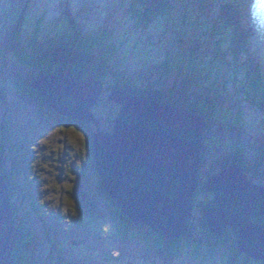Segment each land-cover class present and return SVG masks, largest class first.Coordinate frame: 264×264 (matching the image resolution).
<instances>
[{
  "label": "rangeland",
  "instance_id": "rangeland-1",
  "mask_svg": "<svg viewBox=\"0 0 264 264\" xmlns=\"http://www.w3.org/2000/svg\"><path fill=\"white\" fill-rule=\"evenodd\" d=\"M25 1L0 0V171L9 177L14 173L16 179L25 178L28 182L25 187L15 188L12 202L17 210V222L35 232L41 240L39 255L46 260L43 264H53L46 258L50 255L48 237H53L55 230L60 232L57 238L61 239L66 264H263L236 253V237L232 231H228L218 252L209 249L208 243L212 240L204 229L201 209L209 196L202 189L198 191L189 220L188 231L193 243L186 246L179 257L168 254L166 261L158 256L157 236L144 225L134 224L126 233L119 227L111 203L99 190L101 179L88 155L95 128L75 131L49 108L30 101L19 87L20 83L38 76L9 50V41ZM29 1L26 17L41 18L47 29L68 20L83 34L97 35L106 28L118 27L120 66L135 78L148 65L162 66L167 61V73L162 75L158 70L148 79L158 89H165L184 80L181 79L188 71V44L197 36L204 13L209 11V15L217 0H203L205 3L201 4L199 0H173L171 19H160L146 30L135 25L131 10L135 0ZM239 2L248 33L245 45L264 66V0ZM202 8L207 10L202 13ZM104 82L105 85L111 83L109 79ZM229 90L235 93L232 85ZM108 96L109 93L104 92L93 110L105 132L112 130L113 119L121 109L110 102ZM239 110L244 118L240 126L241 153L247 169L250 168L251 178L264 187V118L244 101ZM215 131L212 127L205 132L202 182L217 172L227 159L233 160L240 154L234 147L238 139L223 137ZM3 143H8V147L2 146ZM21 147L25 152L23 156L19 152ZM0 175L3 174L0 172ZM79 187L87 199L76 195ZM32 203L39 209L34 210ZM40 218L49 224L47 229Z\"/></svg>",
  "mask_w": 264,
  "mask_h": 264
},
{
  "label": "water",
  "instance_id": "water-1",
  "mask_svg": "<svg viewBox=\"0 0 264 264\" xmlns=\"http://www.w3.org/2000/svg\"><path fill=\"white\" fill-rule=\"evenodd\" d=\"M44 106L59 117L95 128V171L114 205L133 224L164 241L189 228L198 191L209 196L202 210L211 235L236 233L237 249L264 262V187L239 164H228L202 182L207 116L192 99L167 90L139 88L97 79L89 70L55 66L32 84ZM121 107L105 132L93 110L101 95ZM62 144V142H59ZM76 195L87 199L79 187ZM10 187L0 175V264H18Z\"/></svg>",
  "mask_w": 264,
  "mask_h": 264
},
{
  "label": "trees",
  "instance_id": "trees-1",
  "mask_svg": "<svg viewBox=\"0 0 264 264\" xmlns=\"http://www.w3.org/2000/svg\"><path fill=\"white\" fill-rule=\"evenodd\" d=\"M201 3H205V1L199 0L198 4ZM24 4L25 6L22 7L17 20V26L14 28L9 41V50L22 65L38 73L37 78H30L19 84L22 93L29 97L30 101H35L38 105L44 106L37 93L33 91L32 84L39 76L48 74L55 66L89 70L103 82L109 79L111 83L129 84L152 90H167L170 93L188 97L199 105L206 114L209 131L213 127L215 132L223 137L231 136L232 139H238L234 147L240 154L237 153L239 155L233 160L227 159L223 162L224 164L222 163V166L239 164L245 173L252 177V174H249L250 168L247 169L245 157L241 153L240 137L242 131L240 126L244 123V118L243 112L239 110V105L244 101L252 108L257 109L264 118V66L250 54L245 45L248 33L245 25H243L242 19L244 18L239 0H217L210 14L208 15L209 11L204 13L202 24L197 30V36H193L188 44L186 53L188 71L181 79L184 80L180 81L178 85L165 89H158L148 79L153 78L154 73H157L158 70V73L162 75L167 73V61L163 62L162 66L159 64L148 65L145 71L138 72V76L135 78L127 74L126 68L120 66L118 63V54L120 53L117 37L118 27L106 28L97 35L83 34L80 33L74 22L68 20L47 29L41 18L34 17L30 20L29 17H26L25 13L29 9L30 1L26 0ZM133 7L131 10L135 15V25L143 30L149 29L151 24L160 19H171L174 9L173 0H135ZM203 8L202 13L207 10H203ZM230 85L235 89V93L229 90ZM225 112L229 115L226 116ZM52 113L54 112L52 111ZM60 119L78 132H86L87 128L91 126L76 120H68L62 117ZM7 145L8 143H3L2 146L6 147ZM89 145L88 155L94 162L92 137H90ZM19 152L22 156L24 155L23 147L19 148ZM10 165L14 167L11 162ZM202 171L203 169L201 173ZM0 172L10 187L12 201L15 188L18 186L19 189L20 186L25 187L28 182L25 178L16 179L14 173L12 177H9L2 170ZM99 190L111 203L112 214L118 220L119 227L125 233L130 231L134 224L114 205L101 183ZM205 204L206 201L201 204L202 210ZM32 206L34 210L39 209V206L34 203ZM12 207L14 225L26 235L25 242L16 243L14 258L18 264L45 263L44 257L39 255L41 240L35 232L29 228H24L17 222V210L13 202ZM40 219L47 229L49 224L44 222L43 218ZM259 222L264 223V218ZM203 226L214 242L212 245L213 252H218L225 243L228 234L222 237L211 235L206 227L204 217ZM54 234L53 237H48L50 255L46 259L48 263L66 264L65 256L62 254L63 249L59 243L61 239L57 238L60 232L55 230ZM233 235L237 238L236 233ZM157 243L159 246V249L156 248L157 255L167 261L166 256L168 254L179 257L186 246L192 245V234L187 231L181 238L170 241L156 237ZM234 245L235 251L239 255L237 241L234 242Z\"/></svg>",
  "mask_w": 264,
  "mask_h": 264
},
{
  "label": "flooded vegetation",
  "instance_id": "flooded-vegetation-1",
  "mask_svg": "<svg viewBox=\"0 0 264 264\" xmlns=\"http://www.w3.org/2000/svg\"><path fill=\"white\" fill-rule=\"evenodd\" d=\"M94 161V160H93ZM93 168H94V170H95V161L93 162ZM96 172V171H95ZM205 229V228H204ZM233 232V231H232ZM234 233V232H233ZM211 238V237H210ZM211 240H212V238H211ZM213 240H212V243H208V247H209V249L211 250V251H213V249H212V245H213ZM249 259V258H248ZM259 263H262V262H259Z\"/></svg>",
  "mask_w": 264,
  "mask_h": 264
},
{
  "label": "bare ground",
  "instance_id": "bare-ground-1",
  "mask_svg": "<svg viewBox=\"0 0 264 264\" xmlns=\"http://www.w3.org/2000/svg\"><path fill=\"white\" fill-rule=\"evenodd\" d=\"M261 21V20H260Z\"/></svg>",
  "mask_w": 264,
  "mask_h": 264
}]
</instances>
